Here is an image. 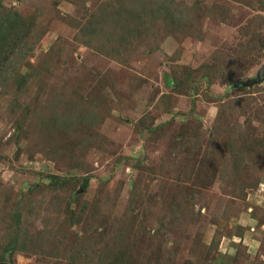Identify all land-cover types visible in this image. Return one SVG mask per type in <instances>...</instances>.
<instances>
[{"label": "rangeland", "instance_id": "rangeland-1", "mask_svg": "<svg viewBox=\"0 0 264 264\" xmlns=\"http://www.w3.org/2000/svg\"><path fill=\"white\" fill-rule=\"evenodd\" d=\"M263 65L264 0H0V264H264Z\"/></svg>", "mask_w": 264, "mask_h": 264}, {"label": "water", "instance_id": "water-1", "mask_svg": "<svg viewBox=\"0 0 264 264\" xmlns=\"http://www.w3.org/2000/svg\"><path fill=\"white\" fill-rule=\"evenodd\" d=\"M264 81V65L262 66L261 70H260V74H259V77L248 82L247 85L251 86V85H254V84H259L261 82Z\"/></svg>", "mask_w": 264, "mask_h": 264}, {"label": "bare ground", "instance_id": "bare-ground-1", "mask_svg": "<svg viewBox=\"0 0 264 264\" xmlns=\"http://www.w3.org/2000/svg\"><path fill=\"white\" fill-rule=\"evenodd\" d=\"M144 101V100H143Z\"/></svg>", "mask_w": 264, "mask_h": 264}]
</instances>
